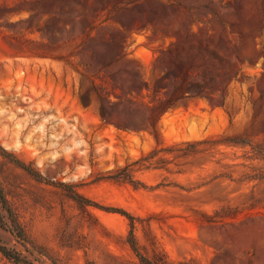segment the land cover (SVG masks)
Returning <instances> with one entry per match:
<instances>
[{"label":"rangeland","instance_id":"374dc122","mask_svg":"<svg viewBox=\"0 0 264 264\" xmlns=\"http://www.w3.org/2000/svg\"><path fill=\"white\" fill-rule=\"evenodd\" d=\"M191 46L209 91L117 126L103 64L149 104ZM0 147V264H264V0H0Z\"/></svg>","mask_w":264,"mask_h":264},{"label":"trees","instance_id":"16d2710c","mask_svg":"<svg viewBox=\"0 0 264 264\" xmlns=\"http://www.w3.org/2000/svg\"><path fill=\"white\" fill-rule=\"evenodd\" d=\"M93 56L96 55L97 58L100 56L102 53L96 52V50L92 51L91 53ZM200 55V51L197 53L194 51V47L191 46L190 49L185 52V56L190 58L192 60V63L189 64L188 59L183 58L181 59L182 64L186 67L185 72L183 75L181 74H176L175 77L173 78L174 80V86L172 87L173 89H170L169 85H157L156 89L154 90V101L149 104H143L141 101L142 97H145L144 93V88L147 87L149 88V84L147 80L143 78V75L136 70V68L133 66L131 69L133 70V77L132 81L130 83H126V79L123 77L124 72L126 73H131L132 71H122L121 68L118 70L116 73V76H113L111 72L108 71V68L111 67L112 62L109 60L108 62H105L103 64V67L106 71V74L108 76H111L114 78L115 83L118 87H120L124 93L121 95L119 99V104L117 108L120 109V114L121 116L119 117V120L116 121V125L119 127H129V128H137L139 124H144L147 128H149L153 133H158V122L160 120V117L170 108L175 107L178 104H185L189 101V99L203 95L205 92L211 88L208 86V83L206 81V77L203 79L199 80L197 78L198 75H195L193 77V68L195 66L196 60H198ZM118 60H123V61H132L128 60L126 58L127 52L124 51V49H121L117 53ZM199 66H201L200 63H198ZM170 72H167L166 75L164 76L169 77ZM163 77V78H164ZM163 78H158L157 83L161 81ZM180 79V81H179ZM162 96L157 97L158 94H161ZM102 114L106 120L110 119L109 112L105 107L102 108ZM0 152L1 154L5 153L7 154L8 157H11L12 162L16 163L18 166L21 168L25 169L31 174H34L35 176L38 175L33 168H31L29 165H26L23 161L17 159L15 155H13L11 152L6 151L5 149L0 147ZM131 182H135L129 177ZM80 195H77L75 193V197H78ZM84 198V197H80ZM84 200L95 206H99L100 208H106L109 209L111 207H105L104 205H100L96 203L95 201H92L91 199L84 198ZM112 210L121 212L125 215H127L129 218L132 219V216L129 215L127 211L124 209H118L114 208ZM4 211L6 213H4ZM9 218L12 222V224L15 226V229L17 230L18 236H25L22 227L18 223L17 218L14 215L13 210L9 206L6 194L4 192L3 187L0 184V224L5 223V219ZM132 244L135 248L136 251L138 249L135 247L134 241H132ZM0 252L7 258L13 260L16 263L21 262V258L15 254L11 249L0 245ZM141 261L143 264H152V262L143 256L141 253H138Z\"/></svg>","mask_w":264,"mask_h":264}]
</instances>
